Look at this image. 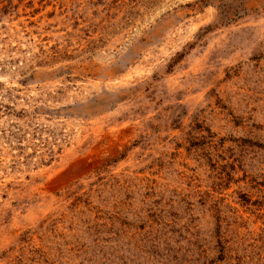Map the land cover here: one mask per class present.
Masks as SVG:
<instances>
[{
    "label": "rangeland",
    "instance_id": "1",
    "mask_svg": "<svg viewBox=\"0 0 264 264\" xmlns=\"http://www.w3.org/2000/svg\"><path fill=\"white\" fill-rule=\"evenodd\" d=\"M0 264H264V0H0Z\"/></svg>",
    "mask_w": 264,
    "mask_h": 264
}]
</instances>
